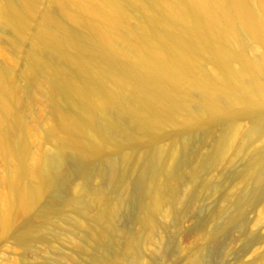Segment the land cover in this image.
<instances>
[{
    "label": "bare ground",
    "instance_id": "bare-ground-1",
    "mask_svg": "<svg viewBox=\"0 0 264 264\" xmlns=\"http://www.w3.org/2000/svg\"><path fill=\"white\" fill-rule=\"evenodd\" d=\"M0 40L17 55L0 65V234L23 260L42 254L35 242L46 236L88 264H148L143 251L158 255L163 229L211 170L190 165L194 139L219 128L215 164H234L260 141L239 185L251 203L264 196V0H0ZM37 101L55 122L48 146L31 121ZM229 196L236 223L246 198Z\"/></svg>",
    "mask_w": 264,
    "mask_h": 264
},
{
    "label": "rangeland",
    "instance_id": "rangeland-1",
    "mask_svg": "<svg viewBox=\"0 0 264 264\" xmlns=\"http://www.w3.org/2000/svg\"><path fill=\"white\" fill-rule=\"evenodd\" d=\"M45 7H46V1L42 3V5L40 6L38 10V13L34 17L33 21L30 23L29 32H33L36 29L39 13L42 12L45 9ZM1 29H2L1 31L4 37H7L8 35H10V32L8 29L3 28V27ZM31 47L32 45L29 42H25L23 45L24 51L30 50ZM16 58H17V55L14 52L13 48L8 46L4 42V40H0V65L4 63L8 65H13ZM23 65H24V61L19 62L17 69L20 70L23 67ZM43 110H44V104L42 105L39 101H37L33 105L34 112H33V115H32L33 118L31 119V121L33 125H36L38 128L40 127L39 139L44 145L48 146L49 143L47 140V130H48L49 124L53 122L48 121L47 116L45 112H43ZM53 124H55V122ZM219 129L215 132L216 135L213 133V135L210 134L211 136L209 137L207 136L209 134L205 133L206 135H204L202 133L199 135V137H196L198 140L194 139V141H196L195 144L197 145L199 143V146L197 145V147H195L194 146L195 144L193 142L192 152L194 151V153L197 154V155L194 154V157L199 160L193 157L192 161H190L191 162L190 165L193 167L195 166L197 167V164H199L200 161H202L201 164L203 165L211 163V166H212L210 167L211 170L205 169L207 171L203 170L205 172L203 171L200 172L201 174L200 180L202 183L205 182L204 186H199L196 188L194 187L193 192H191L190 198H188L183 205L184 208H182L183 207L182 206L180 208L181 210L177 209L178 211H176L175 215L177 214L178 215L176 217L173 216L172 217L173 219L170 220L172 224L169 222V226L163 229V234H165L164 235L165 242L163 241L164 243L162 244V249H160V252H159L160 254L158 253V255L157 254L153 255L148 251H143V255L148 260V264H150V262L151 264H189V262L192 260L194 261L193 264H200V263L201 264H249V263L250 264H260L261 263L260 257L261 255L264 256V222L259 223L258 220L260 216L259 213H261L262 211L261 208L264 206V196H262L259 201L257 202L252 201L251 203V199L246 198L247 193L245 192V189H241L239 185L240 177L245 171L246 160L250 156L248 154H251L252 150L255 148L257 144L259 146L260 141L254 142L252 144V146L254 147H251L248 150L247 154H244L242 158L239 157V159H237V161H235L234 164L233 163L229 164L228 161H224L225 162V163L223 162L224 165H222L221 163L215 164L213 161L212 162L210 161L209 156H208L209 154L208 150L211 149L213 142L222 136L221 134H223V129L221 128ZM204 136H207V139ZM200 138L204 140L200 141L202 140ZM31 142L37 143L36 138L33 137L31 139ZM206 142L208 145L206 144ZM210 144L211 146H209ZM194 149L197 150V152ZM33 151L35 153L41 150L38 149L36 145H33ZM204 157L205 158L208 157V158H206L205 160ZM220 164L222 166H220ZM3 172H4L3 161L0 157V179L3 178ZM217 177L219 179V182L217 180ZM208 180L209 181L211 180V181L207 183ZM202 187L204 189H202ZM198 189H200L201 192H199L200 190L198 191ZM195 190H197V192ZM232 190L233 191L237 190L238 192H240L242 198L244 197L246 198L245 201L241 205L243 207L242 218L239 222H236V223L231 222V219H230L231 218L230 213H232L233 211V209L231 211V208L233 207V205L231 201H229L230 199L229 195L233 193ZM3 191L5 193H9V187L7 184L4 185ZM115 193L117 196L118 190H115ZM244 194L246 196H243ZM191 197L194 199L192 200ZM190 202H192L193 204L189 205L191 204ZM0 205L4 207V203L2 201H0ZM131 205H130L131 208L129 207L128 209L129 211L128 213L132 215L134 214V212H136L138 208V204L132 203ZM178 212H181V213H178ZM220 212H221V215H220ZM23 222H24L23 217H15L14 227L21 226ZM175 223L176 225L178 224V226H176ZM61 224L57 225V230L61 231L63 234L69 233L68 236L66 234L67 238L69 237V235L70 237L72 236L74 237L73 235L74 232L73 233L72 231L69 232V229H71L69 225L63 224V223ZM170 224L171 226H173V229H171ZM58 226L60 227L58 228ZM66 227H68L69 229ZM130 228L133 230L134 226ZM168 230L170 231L169 233H167ZM210 234L212 237L210 236ZM80 235L84 236L86 235V232L80 231V234H77V236L80 237ZM83 236H82V239L85 238V236L84 237ZM168 236L170 238H168ZM44 237H45L44 238L45 240L43 239V241L35 242V246H36V249H39L41 247L39 249L40 251L39 253H42L45 257L42 254H38L37 257L35 256V258L34 256H32L28 260L27 259L23 260L24 258V256H22L23 249L22 247H20V245H18L16 240L10 234L8 235L0 234V264H47L45 260H48V257L46 255H49L50 258L52 257L50 259L51 264H54V262L56 261L57 262L55 264L57 263L58 264H70V263L71 264H75V263L76 264L77 263L78 264L80 263L88 264V256L86 253L79 252L77 249L74 250V247L73 246L70 247V245L67 244V242H64L67 245L63 244V242L56 243L52 241L49 237H46V236ZM110 250H111L110 253L112 252L111 254H113L112 249ZM66 255L71 257L73 261L75 259L74 261L75 263H73L72 259L70 261L68 259L66 260L65 258H68V256ZM193 257H195L196 259ZM85 259H87V261ZM60 260L62 261L64 260V261L61 263ZM65 260H66V263H64Z\"/></svg>",
    "mask_w": 264,
    "mask_h": 264
}]
</instances>
